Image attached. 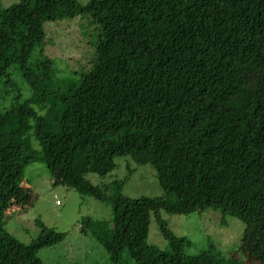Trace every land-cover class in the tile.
<instances>
[{
  "label": "trees",
  "instance_id": "obj_1",
  "mask_svg": "<svg viewBox=\"0 0 264 264\" xmlns=\"http://www.w3.org/2000/svg\"><path fill=\"white\" fill-rule=\"evenodd\" d=\"M64 19L91 27L76 70L47 51L45 24ZM122 156L151 165L161 194L125 195L133 167L102 186L87 179ZM32 163L54 186L154 216L165 248L135 240L117 216L80 219L114 264H246L212 243L186 254L189 239L161 216L207 208L240 220L246 259L264 264V0L0 5V264H43L37 252L66 236L39 219L28 242L5 227Z\"/></svg>",
  "mask_w": 264,
  "mask_h": 264
},
{
  "label": "rangeland",
  "instance_id": "obj_2",
  "mask_svg": "<svg viewBox=\"0 0 264 264\" xmlns=\"http://www.w3.org/2000/svg\"><path fill=\"white\" fill-rule=\"evenodd\" d=\"M17 1L0 0V5L6 7ZM79 1L86 3L88 0ZM60 21L57 24H45V31L53 42L47 51L58 67L66 68L70 64L71 69L76 70L77 61L86 51V37L84 34V37L81 36L80 31L89 32L91 27L78 29L77 19ZM115 161L117 168L105 177L88 173L87 179L92 184L102 186L113 179L124 178L128 168L133 167L134 171L126 178L122 187L125 195L139 197L161 194L155 170L151 165H138L129 156L117 157ZM26 173L32 182L26 183L15 197L19 201V207L11 209L5 227L23 242H28L39 233L36 219L65 232L66 236L60 243L43 247L37 252L43 264H114L99 242L90 234L80 232V219L84 216L108 221L117 216L135 240L152 243L161 248L167 246L168 241L160 234L151 213L146 219L143 213L123 208L115 210L109 203L98 201L89 195H81L72 188L54 186L46 167L38 163L30 164ZM161 216L176 235L189 239L190 243L184 247L186 254H196L212 243L223 255L237 250L239 258L246 264L258 262L255 258L246 259L245 251L241 249L244 224L233 216H224L219 208H207L189 215L161 211ZM258 242L264 247L263 240L258 239Z\"/></svg>",
  "mask_w": 264,
  "mask_h": 264
},
{
  "label": "crops",
  "instance_id": "obj_3",
  "mask_svg": "<svg viewBox=\"0 0 264 264\" xmlns=\"http://www.w3.org/2000/svg\"><path fill=\"white\" fill-rule=\"evenodd\" d=\"M56 203H58V201H56Z\"/></svg>",
  "mask_w": 264,
  "mask_h": 264
}]
</instances>
